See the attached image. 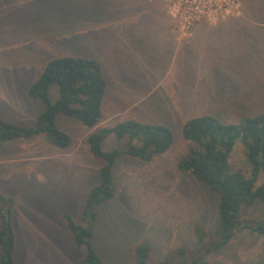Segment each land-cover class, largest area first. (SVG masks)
I'll use <instances>...</instances> for the list:
<instances>
[{"label":"rangeland","instance_id":"374dc122","mask_svg":"<svg viewBox=\"0 0 264 264\" xmlns=\"http://www.w3.org/2000/svg\"><path fill=\"white\" fill-rule=\"evenodd\" d=\"M236 2V12L196 22L194 28L214 29L195 37L179 29L180 0H0V118L25 127L37 122L45 105L28 89L56 58L95 59L108 86L99 126L57 118L69 148L44 136L3 144L0 191L14 201L17 264H81L85 251L64 216L82 223L98 182L103 161L91 155L87 138L128 120L166 125L174 144L147 162L129 155L116 161V196L98 207L94 222L103 264H134L139 246L150 249L146 264H190L197 250L201 264H264V236L249 231L212 250L219 196L177 168L191 149L183 135L189 119L214 114L235 122L264 112V0ZM230 19L231 28L215 29ZM57 97L53 87L50 98ZM126 147L115 136L103 143L105 151ZM230 166L250 175L240 143ZM242 219L264 220V205L243 207Z\"/></svg>","mask_w":264,"mask_h":264},{"label":"trees","instance_id":"16d2710c","mask_svg":"<svg viewBox=\"0 0 264 264\" xmlns=\"http://www.w3.org/2000/svg\"><path fill=\"white\" fill-rule=\"evenodd\" d=\"M53 87L58 88L55 101L50 98ZM106 93L104 71L95 59L67 56L50 60L28 89L29 98L42 102L45 108L29 127L0 118V150L4 143L38 136H44L60 149L69 148L71 137L57 125V118H74L87 128L99 126L104 117ZM183 135L191 149L179 158L178 170L190 173L219 196L217 238L212 250L227 246L238 231L264 236V220L244 222L242 219L243 207L264 205V112L243 116L235 122L224 121L214 114L194 117L184 124ZM111 136L126 141V149L105 151L103 143ZM87 143L91 155L103 161L98 182L88 192L82 223L74 221L70 214L64 219L75 244L85 251L81 264H103L93 244L94 222L98 207L116 196L113 177L116 161L123 155L150 161L173 146L174 135L164 124L128 120L99 128L87 138ZM238 143L245 149L249 176L230 166ZM13 207V199L0 192V264H17ZM199 253L197 250L190 264H201ZM149 255L147 246L137 247L134 264H146Z\"/></svg>","mask_w":264,"mask_h":264},{"label":"built area","instance_id":"2783aa9c","mask_svg":"<svg viewBox=\"0 0 264 264\" xmlns=\"http://www.w3.org/2000/svg\"><path fill=\"white\" fill-rule=\"evenodd\" d=\"M182 8L175 15L179 20V29L183 34H190L196 22L212 17H224L236 12L239 5L236 0H180ZM214 12L221 14L214 15ZM224 12V14H222Z\"/></svg>","mask_w":264,"mask_h":264},{"label":"crops","instance_id":"0c3cea01","mask_svg":"<svg viewBox=\"0 0 264 264\" xmlns=\"http://www.w3.org/2000/svg\"><path fill=\"white\" fill-rule=\"evenodd\" d=\"M234 20H236V19H230V20L224 21L221 24H219L218 26H216L217 28L215 27V29L216 30L217 29H226V27L231 28L233 26V25L231 26V22H233ZM228 26H230V27H228ZM211 29H214V27L212 28L211 26H208L205 23H201V24H198L194 28L193 34L195 35V37H199V36H201V34H206V32H211L212 31ZM107 91H108V86H107ZM106 96H107V93H106ZM105 100H106V98H105ZM104 108H105V104H104Z\"/></svg>","mask_w":264,"mask_h":264}]
</instances>
